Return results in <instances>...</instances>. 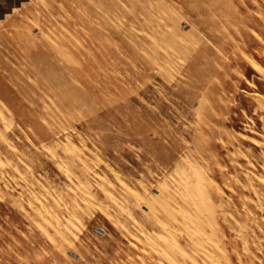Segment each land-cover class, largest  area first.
<instances>
[{"label": "rangeland", "instance_id": "1", "mask_svg": "<svg viewBox=\"0 0 264 264\" xmlns=\"http://www.w3.org/2000/svg\"><path fill=\"white\" fill-rule=\"evenodd\" d=\"M0 264H264V0H0Z\"/></svg>", "mask_w": 264, "mask_h": 264}]
</instances>
